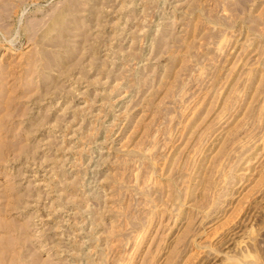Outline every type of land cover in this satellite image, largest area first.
Segmentation results:
<instances>
[{
	"label": "rangeland",
	"instance_id": "obj_1",
	"mask_svg": "<svg viewBox=\"0 0 264 264\" xmlns=\"http://www.w3.org/2000/svg\"><path fill=\"white\" fill-rule=\"evenodd\" d=\"M0 264H264V0H0Z\"/></svg>",
	"mask_w": 264,
	"mask_h": 264
}]
</instances>
